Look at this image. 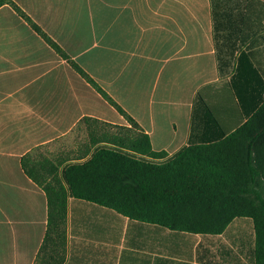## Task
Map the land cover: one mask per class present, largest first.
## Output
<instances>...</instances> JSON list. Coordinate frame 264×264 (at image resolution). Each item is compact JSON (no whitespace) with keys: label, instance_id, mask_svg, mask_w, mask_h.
I'll return each instance as SVG.
<instances>
[{"label":"crops","instance_id":"crops-1","mask_svg":"<svg viewBox=\"0 0 264 264\" xmlns=\"http://www.w3.org/2000/svg\"><path fill=\"white\" fill-rule=\"evenodd\" d=\"M14 1L168 155L189 144L199 88H219L234 72L220 74L218 46L236 40L239 50L254 51L264 76V0ZM108 122L130 125L14 7L0 3V264H34L48 227L47 193L26 173L22 156L41 146L62 167L84 161L107 143L91 141ZM67 219L63 264L256 262L246 218L220 234L155 225L127 233L126 219L120 238L108 240V209L70 197Z\"/></svg>","mask_w":264,"mask_h":264},{"label":"trees","instance_id":"trees-1","mask_svg":"<svg viewBox=\"0 0 264 264\" xmlns=\"http://www.w3.org/2000/svg\"><path fill=\"white\" fill-rule=\"evenodd\" d=\"M4 2L130 123L108 122L106 133L91 141L106 138L107 143L98 145L84 161H70L62 167L64 161L41 154V146L22 156L26 173L48 196V227L34 264L65 261L70 197L108 209V240L120 238L126 219L127 233L140 225H155L202 234H220L236 219H250L256 236L255 264H264V76L253 61L254 51L239 50L236 40L228 49L218 46L220 74L230 68L234 72L219 88L215 83L199 88L189 144L168 155L153 148L150 135L139 123L20 5L0 0ZM220 37L216 26V38ZM230 37L225 35L224 41Z\"/></svg>","mask_w":264,"mask_h":264},{"label":"rangeland","instance_id":"rangeland-1","mask_svg":"<svg viewBox=\"0 0 264 264\" xmlns=\"http://www.w3.org/2000/svg\"><path fill=\"white\" fill-rule=\"evenodd\" d=\"M53 147H56V145H55V144H53Z\"/></svg>","mask_w":264,"mask_h":264}]
</instances>
